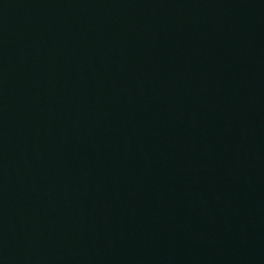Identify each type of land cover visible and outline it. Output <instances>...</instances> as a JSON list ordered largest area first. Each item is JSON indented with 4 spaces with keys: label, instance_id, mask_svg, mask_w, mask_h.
Wrapping results in <instances>:
<instances>
[{
    "label": "water",
    "instance_id": "95a60500",
    "mask_svg": "<svg viewBox=\"0 0 264 264\" xmlns=\"http://www.w3.org/2000/svg\"><path fill=\"white\" fill-rule=\"evenodd\" d=\"M0 264H264V0H0Z\"/></svg>",
    "mask_w": 264,
    "mask_h": 264
}]
</instances>
